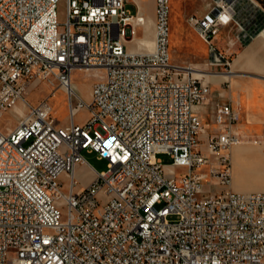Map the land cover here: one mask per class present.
Instances as JSON below:
<instances>
[{"label": "built area", "instance_id": "1", "mask_svg": "<svg viewBox=\"0 0 264 264\" xmlns=\"http://www.w3.org/2000/svg\"><path fill=\"white\" fill-rule=\"evenodd\" d=\"M59 1L0 0V119L20 115L0 127V264H264V192L230 188L241 109L217 103L204 151L195 107L212 87L171 62L170 0H155L153 51L138 40L147 17L135 22L127 0H66L63 21ZM234 19L232 1L190 16L226 67L213 39ZM78 68L103 71L89 100L72 83ZM34 79L66 92L67 124L56 121L52 94L29 100ZM82 108L89 118L78 122ZM84 150L108 169L78 189ZM206 179L222 188L206 191Z\"/></svg>", "mask_w": 264, "mask_h": 264}, {"label": "rangeland", "instance_id": "2", "mask_svg": "<svg viewBox=\"0 0 264 264\" xmlns=\"http://www.w3.org/2000/svg\"><path fill=\"white\" fill-rule=\"evenodd\" d=\"M137 1L140 3L141 10L145 12L147 17L145 22V35L155 37V0ZM229 1L233 2L235 19L232 22V29L230 31L221 27L218 39L225 41L229 39L230 34H234V36L237 35L236 39L250 38V36L256 32V29L264 22V0H170L169 51L171 54V62L174 65L183 67L193 65L215 72L223 71V69L226 68V66L216 63L214 54L210 50V46L195 32V26L190 22V16L195 14L198 17H203L207 13L206 12L204 15H201V13L204 11L210 9L213 6L224 5ZM133 3V0H127V8L131 12H136ZM58 12L59 19L61 21L65 20L66 0L59 1ZM138 36H143L141 28L138 29ZM215 44L219 46L218 41H216ZM100 72L103 71L98 69L80 68L73 71L72 83L76 89V92L84 99L89 100L92 87L99 79ZM226 76H228L227 73H216L209 77H199L205 79L210 83L211 87H213L216 83L221 82ZM49 94H52L51 103L54 106L53 115L56 121L61 125L67 124L69 122L67 94L65 91L60 89V87H58V83L52 79H34L30 83L28 88V98L32 103H36L42 97ZM75 118L78 122H84L89 118V111L86 108H82L78 111ZM19 119L20 115L15 114L13 109H9L4 117L0 119V127L3 129H6L7 127H14L18 123ZM200 141L204 142L203 136L201 137ZM82 154L84 158L89 161V163H91L98 171L108 169L107 160L99 159L96 152H88L84 150ZM158 157L165 166H171L172 157L169 153H159ZM177 172L183 173L185 172V168L177 167ZM84 178H86V176H84ZM60 180L62 182L63 189L65 191L69 190V177L66 172L61 175ZM80 181V184H83V178ZM204 188L206 191L218 192L221 186L216 182V180L206 179L204 180Z\"/></svg>", "mask_w": 264, "mask_h": 264}, {"label": "crops", "instance_id": "3", "mask_svg": "<svg viewBox=\"0 0 264 264\" xmlns=\"http://www.w3.org/2000/svg\"><path fill=\"white\" fill-rule=\"evenodd\" d=\"M232 22L222 28L230 31ZM195 32L202 38L196 28ZM259 33L255 32L246 39H236L237 35L230 34L225 41L218 39L219 34L214 37V43H219V46L215 44L217 48L231 59L230 66L222 71L229 73L212 87L209 99L195 107L205 125L204 132L200 134V140L202 136L204 138V142L200 141L204 151H207L208 134L216 129L211 114L217 103L231 99L241 109L239 130L243 141L231 150L233 177L230 185L232 190L241 193L264 192V37H260ZM98 172L86 159L79 162L75 168L78 189L89 185ZM82 178L83 184H80Z\"/></svg>", "mask_w": 264, "mask_h": 264}, {"label": "bare ground", "instance_id": "4", "mask_svg": "<svg viewBox=\"0 0 264 264\" xmlns=\"http://www.w3.org/2000/svg\"><path fill=\"white\" fill-rule=\"evenodd\" d=\"M144 17H146L145 16V12H143L141 10V8H138L137 11L135 12V22L143 23L144 22ZM259 35L264 37V31L262 30ZM140 38H142V39H138L139 41L147 42L149 44L151 51L155 50V48H156V40H157L156 36L155 37H150L148 35H145L144 38L143 37H140ZM180 67H183V66H180ZM183 68H185L187 71L188 70L192 71L197 76H204V77L208 76L209 77V76H213L214 74H216L215 71L205 70L203 68H199V67H196V66H193V65H189L188 67H183Z\"/></svg>", "mask_w": 264, "mask_h": 264}, {"label": "trees", "instance_id": "5", "mask_svg": "<svg viewBox=\"0 0 264 264\" xmlns=\"http://www.w3.org/2000/svg\"><path fill=\"white\" fill-rule=\"evenodd\" d=\"M264 27V22L262 25H260L257 29H256V32H259L260 30H262V28Z\"/></svg>", "mask_w": 264, "mask_h": 264}, {"label": "water", "instance_id": "6", "mask_svg": "<svg viewBox=\"0 0 264 264\" xmlns=\"http://www.w3.org/2000/svg\"><path fill=\"white\" fill-rule=\"evenodd\" d=\"M262 30L264 31V27L262 28ZM262 30H261V31H262ZM261 31H260V32H261Z\"/></svg>", "mask_w": 264, "mask_h": 264}]
</instances>
